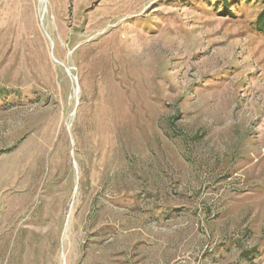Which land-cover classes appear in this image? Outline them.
<instances>
[{
    "label": "rangeland",
    "instance_id": "374dc122",
    "mask_svg": "<svg viewBox=\"0 0 264 264\" xmlns=\"http://www.w3.org/2000/svg\"><path fill=\"white\" fill-rule=\"evenodd\" d=\"M223 1L0 0V264H264V0Z\"/></svg>",
    "mask_w": 264,
    "mask_h": 264
},
{
    "label": "trees",
    "instance_id": "16d2710c",
    "mask_svg": "<svg viewBox=\"0 0 264 264\" xmlns=\"http://www.w3.org/2000/svg\"><path fill=\"white\" fill-rule=\"evenodd\" d=\"M224 10H226L225 13L233 15L232 11L228 9V1H223ZM256 30L258 32L264 33V10L260 13V15L257 17L255 22Z\"/></svg>",
    "mask_w": 264,
    "mask_h": 264
},
{
    "label": "bare ground",
    "instance_id": "6f19581e",
    "mask_svg": "<svg viewBox=\"0 0 264 264\" xmlns=\"http://www.w3.org/2000/svg\"><path fill=\"white\" fill-rule=\"evenodd\" d=\"M47 0H41V2H43L44 4H47V2H46Z\"/></svg>",
    "mask_w": 264,
    "mask_h": 264
},
{
    "label": "water",
    "instance_id": "95a60500",
    "mask_svg": "<svg viewBox=\"0 0 264 264\" xmlns=\"http://www.w3.org/2000/svg\"><path fill=\"white\" fill-rule=\"evenodd\" d=\"M46 12V7L44 8V13ZM52 42V41H51ZM53 43V42H52ZM68 72H69V70H67ZM78 91H79V89H78Z\"/></svg>",
    "mask_w": 264,
    "mask_h": 264
}]
</instances>
